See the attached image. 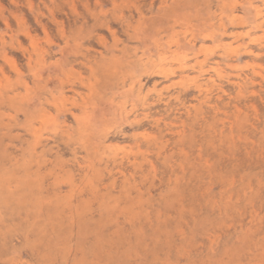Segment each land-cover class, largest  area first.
<instances>
[{"label": "rangeland", "instance_id": "obj_1", "mask_svg": "<svg viewBox=\"0 0 264 264\" xmlns=\"http://www.w3.org/2000/svg\"><path fill=\"white\" fill-rule=\"evenodd\" d=\"M0 264H264V0H0Z\"/></svg>", "mask_w": 264, "mask_h": 264}, {"label": "bare ground", "instance_id": "obj_2", "mask_svg": "<svg viewBox=\"0 0 264 264\" xmlns=\"http://www.w3.org/2000/svg\"><path fill=\"white\" fill-rule=\"evenodd\" d=\"M258 18H262V13L259 11L258 14H257ZM263 25V21L260 22V26Z\"/></svg>", "mask_w": 264, "mask_h": 264}]
</instances>
